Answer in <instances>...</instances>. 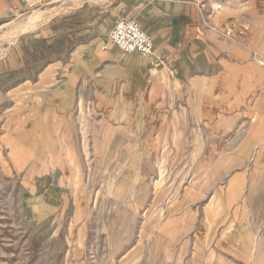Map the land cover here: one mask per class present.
<instances>
[{
    "label": "crops",
    "instance_id": "0c3cea01",
    "mask_svg": "<svg viewBox=\"0 0 264 264\" xmlns=\"http://www.w3.org/2000/svg\"><path fill=\"white\" fill-rule=\"evenodd\" d=\"M14 7L0 0V28ZM118 18L151 55L102 48ZM99 24L5 45L0 165L47 198L89 165H124L131 195L142 186L127 262L264 264V0H114Z\"/></svg>",
    "mask_w": 264,
    "mask_h": 264
},
{
    "label": "rangeland",
    "instance_id": "374dc122",
    "mask_svg": "<svg viewBox=\"0 0 264 264\" xmlns=\"http://www.w3.org/2000/svg\"><path fill=\"white\" fill-rule=\"evenodd\" d=\"M113 1L15 0L16 7L7 24L0 28V54L6 44L38 29L83 30L98 26ZM72 2L80 4L62 10L66 3ZM51 12L54 15L47 22L26 26L31 16ZM113 22L104 24L103 42H107ZM229 30L226 34H230ZM121 154L120 162L124 159ZM123 167L89 165L88 180L71 178L64 180L63 185L54 182L59 189L47 198L49 187L38 189L40 186L29 172L28 176H15L0 165V264H159L148 255L143 257L141 252L128 262L124 259L140 231L136 224L140 216H135L132 208L141 201L137 194L142 193V186H135L137 194L131 195L132 189L128 188L133 187L132 178L125 175ZM134 169L142 172L143 166L136 165ZM110 171H118L119 176L102 178ZM112 180L116 184L113 187ZM132 222V229L122 228Z\"/></svg>",
    "mask_w": 264,
    "mask_h": 264
},
{
    "label": "built area",
    "instance_id": "2783aa9c",
    "mask_svg": "<svg viewBox=\"0 0 264 264\" xmlns=\"http://www.w3.org/2000/svg\"><path fill=\"white\" fill-rule=\"evenodd\" d=\"M19 1L28 3L31 0ZM106 37L107 42L123 54L138 53L141 56H149L154 52L152 37L134 19L118 18L114 20ZM107 42H103L102 48L108 47ZM152 71L154 72L155 68L152 67Z\"/></svg>",
    "mask_w": 264,
    "mask_h": 264
},
{
    "label": "bare ground",
    "instance_id": "6f19581e",
    "mask_svg": "<svg viewBox=\"0 0 264 264\" xmlns=\"http://www.w3.org/2000/svg\"><path fill=\"white\" fill-rule=\"evenodd\" d=\"M80 4V2H72V3H66L65 4V7L64 8H62V10H68V9H70L71 7H73V6H75V5H79ZM60 9V8H59ZM58 11V10H57ZM54 15V12H51L49 15H44V14H37V15H34V16H31L29 19H28V21H27V23L26 24H28V25H26V26H29V27H32L30 24H40V23H42V22H47L50 18H51V16H53ZM22 20V19H21ZM23 24V23H22ZM25 24V23H24ZM18 27V26H17ZM19 28V27H18ZM17 28V29H18Z\"/></svg>",
    "mask_w": 264,
    "mask_h": 264
}]
</instances>
